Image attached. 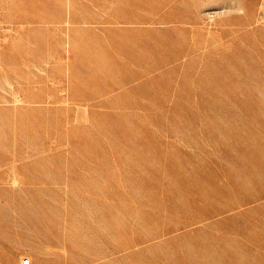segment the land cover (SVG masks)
Instances as JSON below:
<instances>
[{"label":"rangeland","instance_id":"obj_1","mask_svg":"<svg viewBox=\"0 0 264 264\" xmlns=\"http://www.w3.org/2000/svg\"><path fill=\"white\" fill-rule=\"evenodd\" d=\"M264 264V0H0V264Z\"/></svg>","mask_w":264,"mask_h":264},{"label":"built area","instance_id":"obj_2","mask_svg":"<svg viewBox=\"0 0 264 264\" xmlns=\"http://www.w3.org/2000/svg\"><path fill=\"white\" fill-rule=\"evenodd\" d=\"M23 264H31V262L27 260V261H24Z\"/></svg>","mask_w":264,"mask_h":264},{"label":"bare ground","instance_id":"obj_3","mask_svg":"<svg viewBox=\"0 0 264 264\" xmlns=\"http://www.w3.org/2000/svg\"><path fill=\"white\" fill-rule=\"evenodd\" d=\"M25 260H23V262H24Z\"/></svg>","mask_w":264,"mask_h":264}]
</instances>
